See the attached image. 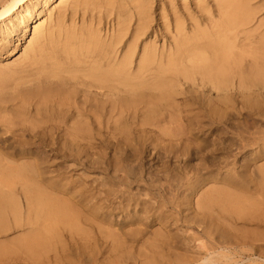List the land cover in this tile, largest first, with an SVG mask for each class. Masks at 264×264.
Listing matches in <instances>:
<instances>
[{
  "label": "rangeland",
  "instance_id": "1",
  "mask_svg": "<svg viewBox=\"0 0 264 264\" xmlns=\"http://www.w3.org/2000/svg\"><path fill=\"white\" fill-rule=\"evenodd\" d=\"M77 1H78L77 3L78 6L76 7V11H77L76 19H79L81 18V16H83V18L87 20L88 24L90 23L91 25L97 26L98 29H100L103 32L105 31L111 32L112 30H115V29L119 30L121 29L122 26H124L125 31L126 29L127 31L125 32L126 35L124 33V35L121 37L122 41H130V36L136 30L137 22H138L141 12H146L148 16V20L146 21L147 22L146 24H143L144 26L142 25L143 28H141L140 31L137 33V35L139 34V36L137 37L138 41L136 43L137 47H140L142 44L149 45L150 43H153V42L155 43L153 45L156 48H157V45L158 47H160V45H162L163 42L165 45L171 44V37H172L171 35L174 33L173 30H175L174 28L176 26L175 24H177L174 21L175 20L178 21L179 19L178 23L180 22L182 26L180 24H178V26H181L185 33L187 32L191 33V30L196 31L197 29L204 30V31L206 30V32H209V31L211 32L212 30L222 29L223 31H225L223 32L225 37H223L222 39H225L226 42L228 40L229 42L232 41L231 43L229 42L228 43H229V46H231L230 48L234 49L233 51H241L243 48L242 54L246 56L245 59L247 58L250 59L251 55L252 56L257 55L255 54V52L258 53V49H257L258 47L256 46L257 45L256 43H258V39H259L258 36L260 37L259 33H261L263 30V28L262 29L259 28L258 22L261 19L260 16L263 17V13H264V11H261L259 9H261L260 3H263V0H260V1L259 0H249V1L245 0L246 2L244 0H236V1L233 0L234 2L232 3H231V0H149V1L148 0H77ZM238 3L239 5H237ZM56 4L57 2H54V5ZM235 4H236V7H235ZM243 9H244V12H243ZM230 12L234 13L235 18L233 19H236L237 21L241 20L240 22H243L244 20H246L248 21L247 24L245 23L246 21H244L243 22L244 25H241V27H238L239 28L238 30H237V27L231 30V28H229L226 25V19L233 20L232 19L233 15ZM245 14L246 16H244ZM170 15L172 18L170 17ZM243 16L245 18H243ZM251 16L252 18H250ZM159 17H161L162 19ZM45 18L46 16L44 17V19ZM190 18H192L193 20V22H191L193 23V25L190 23V21H192L190 20ZM187 20H190V21H187ZM34 21L28 24V28L26 32L17 33L20 36L19 40L18 42L15 41L8 46V51H10V53H7V55L4 56V59H6L5 62H9V61L11 62V61H16L20 59L21 52L23 48L26 46L27 41L31 37ZM209 24H211L212 26ZM214 25H218V26L220 25V26L219 27L215 26L216 28H212ZM224 26L226 29H224ZM145 27H147V29ZM249 29L251 30V32ZM226 32L227 34H225ZM232 32H235V33H232ZM244 33L246 35L253 34V36L249 37L250 35L246 36ZM231 34H232V37H231ZM244 36L246 37V39ZM227 37H228V40H227ZM252 37L253 38L255 37L257 40L255 38L253 39ZM237 38L239 40L240 39L243 40L244 42L245 41L248 43L250 42L251 45L248 43L243 44L242 42H240L241 40L239 41ZM247 38L249 39V41L247 40ZM235 39H236V42H235ZM254 46L256 47L257 50L254 48ZM137 52H138V49L136 50L135 57H136ZM10 84L12 85V83ZM188 86L189 84L183 85L181 87L182 89H179L181 92L179 91V93H177V95L174 97V102H176V105H177V106L175 105V111H174L176 115H174L171 118L166 116L167 118L165 117V119H163L161 117V118H158L159 119L158 121L156 120L157 119L156 117L150 114L147 116V119L145 117V119L141 120V117H139V118H136L137 119L136 120L131 117L127 118L126 115L124 114L123 116H118L117 117L118 121L116 120L112 125H110V127L108 128L104 127L101 130H99L98 131L99 133H97L95 137L89 141V143L88 141L83 142V143L81 142L79 146L77 145V143H74L73 141L72 142L62 141L58 143L54 142V144H49L50 147L48 146L47 148L41 149L42 151L40 152L41 154L42 153L45 154V151H46V154H45L46 155L45 157L47 159L46 162L42 160L36 161L37 159H33L30 156L26 157V159L25 158L19 159L16 157L15 158L12 157L13 160L7 157L0 158V160L2 159L0 161V164L1 165L3 164L1 167H7L6 165L7 163L9 164V166H12L13 168V170L11 171L12 172L11 175H10L11 172H9L8 170L7 172L4 171V173H2L3 172L2 169L0 170L1 172L0 173V199L2 201H5L6 210L8 211L6 212V215L0 216V225L1 226L5 225L7 227L13 228L16 222L20 220L19 213H18L19 208L25 203H35L36 202L35 200L36 192L35 191L37 190L38 187L36 186V183L33 178L35 176H32L33 175L32 171H33V167L38 165V169L41 168V170L43 171L51 169L50 171L53 172L52 173L50 171H45L46 173L48 172L47 174L45 173V177L47 178L48 177L50 178V176L59 177V174H60L61 177L59 178L57 177L56 179L63 180L64 178V181L62 182L63 184L60 187L56 188L57 190L55 191V195H53L55 197H58L57 198L58 202H62L63 200H68L67 202L69 204H74V205L75 204L76 205L83 204L86 206H91V205L98 206L99 205L103 207L105 205L104 207L105 209L109 208L108 211L110 210V212H108L106 216L107 215L109 216V217L107 216V219L109 220L108 223L110 222V224L111 223L112 224L110 225L107 223L108 225L106 224L104 228L109 229V230L105 229L106 232L110 231L111 229L112 232H115L117 235L119 234L118 238L121 239L123 242L125 240L123 244L125 245V247L122 246L121 249L115 253H111V252L105 253L104 254L105 258L102 259L104 260V262L102 264H118V263L119 264H158L159 262L161 264H165V262L166 264H180V263L181 264L183 263L184 264H194V263L202 264V262H204V259L209 260L208 264L209 263L210 264L212 263L213 264H228V262L230 264H264L263 262L264 261V171L262 170L264 168V165H263L264 164V149H263L264 146H262L264 145L262 144L264 143V134H263L264 133V124H263L264 123V113H262L264 110H260L259 108H256V107L253 109L252 108L242 109V105L241 103H239L241 102L240 100L239 102L236 101L238 104L235 103L234 108H232V106H227L226 108V104L225 106L223 105L224 101H222V103L221 102L219 103V101H216L215 98H212L213 103L212 101H210V102H207L208 104L206 103L205 105L204 102L206 100L205 99L206 95L204 91H202V89H200L199 87L196 88V86H194L195 90L193 94L192 92L187 93V89L185 90L184 87H188ZM185 92L187 94H185ZM195 94L198 96L199 99H197V96ZM198 103H200V105ZM210 103L212 105H209ZM204 106L206 107L208 106L209 109L208 107L206 109ZM211 108L212 110H210ZM10 117H12L11 118L12 120L9 119L11 121L10 122L11 125L8 124L9 127L7 125H5L6 127L0 126L1 128L0 139L2 138L1 140H4L7 138V140L9 141L11 140L10 142H12L13 139L15 140L16 138L17 139L18 138L28 139V136H27L28 126L26 124L28 125L30 124L23 121L24 117L22 116L14 115ZM120 117H123V118H120ZM254 117L255 119H253ZM261 117L263 118L261 119ZM121 119H123V121ZM138 119H140V121ZM177 119L179 121H175ZM188 119H189V122H187ZM193 119L195 122L193 121ZM125 120L127 123H125ZM196 122L200 126H198ZM47 124L46 125L42 124V126L35 129V132L44 134L49 139L51 135H53L58 129L55 123H50V124L47 123ZM139 124L143 126L140 127ZM151 124L153 125L151 126ZM188 131H190L189 134L193 133L190 135L191 137L188 136ZM139 134L141 135V137ZM149 134H153V135H150L149 137ZM62 143L64 144L66 143L65 146L66 145L67 146L65 147L64 144ZM199 145L201 146L200 148H199ZM55 146L57 149H55ZM259 148H262V149L260 150ZM196 149H199V150H196ZM32 151H38L36 148V145L32 147ZM257 151L260 154H257ZM261 155H263V158H261L262 157ZM258 157H259V160L256 161ZM251 159L252 160L255 159V160L252 161ZM33 160L36 161V164ZM52 161L53 163H51ZM33 162H34V165H33ZM39 162H41V164ZM247 162H249L248 163L249 168H247L248 171H245L246 169L245 167H248V166H245ZM14 163L16 166H14ZM19 163L20 165H24V168L21 167ZM54 163L56 165L47 166L49 164H54ZM255 165L257 169L259 168L258 170L256 169ZM60 167H62L63 169L61 168L62 170H60L59 172L58 168ZM244 172L252 174V175H247ZM24 174L26 177L24 176ZM194 175L195 177L196 175H199L200 177L197 176V178H195ZM244 175L247 176L245 179H244ZM28 176H30V178ZM231 176L232 177L237 176V177L231 178ZM238 176H239V179H238ZM251 176H254V177H251ZM222 177L223 179H225V181L222 180ZM248 177H250L253 183L249 181L250 179H248ZM188 179H191V180H188ZM231 179L234 182L236 180L237 182L239 181L241 183L240 184L238 182V184H240V186L238 187L240 192H238L239 191L237 188L238 185L234 186V182L233 183L231 182L232 186H228L231 184L229 182ZM254 179L256 180V182H254L255 181ZM203 180L205 181V183ZM221 180L224 182H222ZM226 180L228 181L226 182ZM193 183L195 186L193 185ZM246 183L248 184L246 185ZM249 183H251L252 186L250 185V187L248 188ZM66 184L71 187V190L69 193L67 192L65 193V190H67L68 188ZM222 184H225V185H222ZM44 187H47L46 191H48V193L51 191L48 186H45V185L42 186V188ZM195 187H196V190L193 189ZM232 187H236V188L232 189ZM240 187H242L244 190H242ZM247 188L251 192L250 191L248 192ZM235 189L237 190L235 191ZM259 189H261L262 191ZM188 190L191 192H188ZM226 192L227 194H225L224 196V193ZM238 193L239 195L237 196ZM248 193L249 194L252 193L251 196L248 195ZM246 194L248 195V197ZM218 195H221V198L223 197L226 200L225 201L223 199L224 203H226L228 206L226 204L222 205L223 200L219 199L220 196ZM206 196H208V198H206ZM232 196L233 197L236 196L238 197V199H233ZM252 196L253 198L256 197L254 198L255 201L252 198ZM225 197H229V201ZM230 197H232L234 201L238 200L237 204H235L236 201L233 202V200H231ZM242 197L243 198L247 197V199L244 198L246 202L243 200ZM241 198L244 203H240L242 202ZM247 200L250 202H248ZM210 201L211 203L209 204L208 202ZM227 201L229 203H227ZM230 201L233 202V204ZM128 203L130 206L128 205ZM189 203L191 204V206ZM229 204L233 205V206L230 205L232 206V209H229L230 208ZM250 205H252L253 207ZM221 206H223L224 208L222 207L221 209ZM204 207L206 208V210H204ZM146 208H147L146 210L147 212L145 211ZM183 208H184V211H183ZM148 209L151 212H149ZM159 209L160 211H158ZM177 209L180 211H178ZM207 210H209V212ZM190 211H191V214H190ZM226 211L228 213H226ZM187 212L188 214H185ZM216 212H218L219 215ZM133 214L134 216L137 215V217H134ZM224 214H226L225 215L226 217L224 216ZM236 214L238 217L236 216ZM159 215H161L162 217ZM192 215L193 216L195 215L196 217L195 216L193 217ZM176 216H177V222H176ZM221 216H224V217H221ZM131 217L134 219H132ZM156 217H158L159 219ZM203 218H206V219H203ZM16 219L17 221H15ZM150 219L151 221L152 220L153 221L152 222L147 221ZM155 219H156V222H155ZM196 219L197 221H195ZM136 220L139 222H137ZM203 220L204 221L206 220L207 225L204 224ZM140 221L144 222L142 223L143 225L141 224ZM207 221L208 222L210 221L209 225ZM125 222H128V223H125ZM135 222L139 224H136ZM145 222L146 223L148 222L149 225L148 223L146 224ZM212 222L213 223L215 222L218 225L215 224L216 225L215 226ZM222 222H225V223L222 224ZM159 223L160 224L163 223V224L160 225ZM126 224H127V227H126ZM134 224L139 225V226H144L146 228L144 227L139 228V226H137V228H139V230H137L136 225ZM130 225L132 226V230L134 228V231L132 232H131ZM210 225H213V226H210ZM204 226L206 227L208 226L207 228L208 230L203 229ZM82 227L86 231L88 229L87 232L93 231L90 227H87V226H82ZM197 227L198 228L200 227L202 229L199 230ZM141 228H144V230ZM202 230L203 232L204 230H206V232H208L209 235H205V233L201 232ZM210 230H211V233H210ZM225 230H226V233H225ZM95 231L97 232V230ZM119 231H123L124 233L122 234V232L120 233ZM214 231H216L217 234H215ZM167 232L172 234V236H169V233ZM138 233H139L138 235L139 238L136 235ZM195 233L197 237L199 238L198 240L193 237V236L196 237ZM120 234L124 236L123 239ZM124 234H126L127 236ZM223 234L225 235L223 236ZM12 235L13 237L14 236L15 237L13 238ZM19 235H20V231L18 230H15L14 232H9L6 235L1 234L0 232V264H20V263H23V264H29V263L31 264H38V263L39 264H58L55 261L56 259L52 257V254H49L50 256L43 255L44 258L43 256L37 254V257L40 260L39 261L36 256H32V254L24 251L21 246L25 242L19 240L18 238ZM141 235L142 236L144 235V236L142 237ZM175 235L179 236L178 239H175L177 238V236ZM132 236L134 238H132ZM221 236L222 238H220ZM7 237L9 239H7ZM126 237L127 239H124ZM209 237L213 239L215 238L214 241L211 242L213 239H210ZM135 238L138 240V242L137 240H134ZM168 239H171V241L175 242L176 246H178L179 244L181 246L179 245L180 247L178 246V247H175L174 249V246H172L173 242H171ZM192 239L194 240L196 239L197 241L196 240L192 241ZM229 239H230V242H229ZM13 240L15 241L18 240L19 244ZM225 241L228 244H224L226 243ZM161 244H164V245H161ZM132 246L136 248L134 249ZM207 246L209 248H207ZM257 246L259 247L258 249H257ZM128 248L130 250L132 248L133 249L132 251H130ZM178 248L180 250H178ZM206 248L207 249L211 248L210 249L211 251L207 250ZM171 250H172V253L174 252L173 254L169 252ZM187 250H190V252ZM219 250L220 252H223L225 250L224 253L225 254L227 253V254L226 255L224 253L218 254L217 252H219ZM154 251H156L155 255H157L156 258L158 259V261L156 259V263L154 261L155 257H152V254H154ZM176 252L178 254H176ZM205 252H207L208 254H206ZM197 253H201V255ZM146 254H147V258L146 256H144ZM181 254L186 255L187 259L191 260V263L189 260L186 259L184 255H181ZM188 255H189V258H188ZM218 255L220 256L218 257ZM227 255H229V257ZM120 256L123 258H121ZM164 256L166 257L164 258ZM162 257L163 259L165 260L167 259V260L166 261L163 260ZM197 257L198 259H196ZM118 258L121 260H118ZM181 258H183V260H180L181 261L180 262L179 259ZM219 258L221 260L218 261ZM93 260L94 259L87 258L80 264H94L95 262Z\"/></svg>",
  "mask_w": 264,
  "mask_h": 264
},
{
  "label": "bare ground",
  "instance_id": "2",
  "mask_svg": "<svg viewBox=\"0 0 264 264\" xmlns=\"http://www.w3.org/2000/svg\"><path fill=\"white\" fill-rule=\"evenodd\" d=\"M246 1H249V0H246ZM54 2H57V4L54 5ZM232 2H234V1L231 0V3ZM77 3H78L77 0H0V126H5V125L8 126V124H10V122H11L9 119L12 118L10 116H14V115H19V116L24 117L23 121L30 124V125H28L25 123L28 126V129H27L28 130L27 131L28 139L27 138H25V139L24 138H18V139L16 138L15 140L13 139L12 142H10L11 140L10 141L7 140V138L4 140H1L2 138L0 139V158L7 157L9 159H12V157H14V158L16 157L19 159L20 158L26 159V157L30 156L33 159H37L36 161L42 160V161L46 162L47 161V159L45 157L46 151H45V154H43V153L41 154L40 152L42 151L41 149L47 148L49 146V144H54V142L58 143V142H62V141H66V142L67 141H71V142L73 141L74 143H77V145L79 146V144L81 142L83 143V142L88 141V143H89V141L92 140L97 133H99L98 132L99 130H101L104 127H107V128L110 127V125H112L117 120L118 116H123L124 114L126 115L127 118L131 117V118L136 119V118L141 117V120L145 119V117L147 119V116L150 114L152 116L156 117L157 118L156 120H158V121H159L158 118H161V117L163 119H165L166 116L171 118L174 115H176L174 113L175 105H176V102H174V97L177 95V93H179V91H180L179 89H182L181 87L185 84L186 85L189 84L188 87H184L185 90L187 89V93L192 92V94H193V92L195 90L194 86H196V88L199 87L200 89H202V91H204V93L206 95V98H205L206 100L204 102L205 105L207 102L212 101L213 100L212 98H215V100L219 101V103L220 102L222 103V101H224L223 105L225 106V104H226V108H227V106H232V108H234L235 103H237L236 101L239 102V100H240L241 102H239V103H241L242 109H245V108H252L253 109L256 107V108H259L260 110H264V13H263V17L260 16V18H261L260 21L257 20V21H259L258 22L259 28H261V29L263 28L262 32L259 33L260 37L258 36V38H259L258 43H256L257 45L255 44L258 47L257 48L258 53L255 52V54H257V55H255V56L251 55L250 59L247 58V59H249V60H247V59H245L246 56H244L242 54L243 53L242 52L243 46L241 47L242 48L241 51H233L234 49L233 48L231 49L230 48L231 46H229V43H231L232 41L230 40L231 42H229L228 37H227V40H228L227 42L225 39H222L223 37H225L224 33H223L225 31H223L221 28H220L221 30H212L211 29L212 30L211 32L210 31L206 32V30L204 31V30H200V29L196 28L197 29V30L195 29L196 31L191 30V33L190 32L185 33L181 27L182 25L180 24V22L178 23L179 19H178V21L177 20L174 21L177 24H175L176 25L174 27L175 30H173L174 33L171 35L172 36L171 37V44L165 45L163 42L162 45H160V47H158V45H157V48H156L153 45V44H155L153 42V43H150L149 45L142 44L140 47H137L136 46V43L138 41L137 37L139 36V34L137 35V33L140 31L141 28H143V26H144L143 24H146L147 23L146 21L148 20V16H147L146 12H141L140 17H139L138 22H137L136 30L130 36V41H122L121 37L127 31V29L125 31L124 26H122L121 29H119V30L115 29L116 31L112 30L111 32H108V31L103 32L100 29H98L97 26L91 25L90 23L88 24L87 20H85L83 18V16H81V18H79V19H76L77 18L76 17V13H77L76 7L78 6ZM85 3H86V1H85ZM241 4H242V2H241ZM137 5H139V4H137ZM237 5H239V3ZM260 5H261V9H259V10L264 11L263 10L264 9V0H263V3H260ZM260 5H258V6H260ZM235 7H236V4H235ZM244 8H246V7H244ZM136 11H137V9H136ZM240 11H242V10H240ZM174 12H173V14H174ZM243 12H244V9H243ZM230 13H232V12H230ZM235 13H236V11H235ZM246 14H248V13H246ZM246 14L244 16H246ZM232 15H233L232 19L235 18L234 13H232ZM259 15H260V13H259ZM45 16H46V18L44 19ZM229 16H231V15H229ZM244 16H243V18H245ZM170 17H171V15H170ZM159 18H161V17H159ZM250 18H252V16ZM164 20H166V19H164ZM190 20H192V18H190ZM190 20H187V21H190ZM32 21H34L33 22L34 25H33V30L31 33V37L27 41L26 46L23 48L21 55H20V59H18L16 61H11V62L10 61L5 62L6 59H4V56L7 55V53H10V51H8V46L15 41L18 42L20 36L17 33L18 32L19 33L20 32H26V30L28 28V24L30 22L32 23ZM240 21L241 20L237 21L236 19H233V20H230V19L227 20L226 19V25L229 28H231V30L233 28H236V27L238 30L239 29L238 27H241V25H244L243 22L246 20H244L243 22H240ZM191 22H193V20L190 21V23ZM247 22L248 21H246L245 23L247 24ZM178 24H180L181 26H178ZM191 24L193 25V23H191ZM164 25H165V23H164ZM209 25H211V24H209ZM215 26L219 27L220 25L219 26L214 25L212 28H216ZM254 26H255V24H254ZM145 28L147 29V27H145ZM224 29H226L225 26H224ZM144 31H146V30H144ZM234 31H235V29H234ZM250 32H251V30H250ZM232 33H235V32H232ZM130 34H131V32H130ZM167 34H168V32H167ZM225 34H227V32ZM125 35H126V33H125ZM249 35H246V36H249ZM251 36H253V34L250 35L249 37H251ZM231 37H232V34H231ZM256 37H257V35H256ZM242 38H243V36H242ZM245 39H246V37H245ZM247 40L249 41L248 38H247ZM235 42H236V39H235ZM240 42H242L243 44L248 43L246 41L244 42L243 40H241ZM237 44H236V46H237ZM248 44H250V42ZM240 46H241V44H240ZM254 48L256 49L255 46H254ZM137 49H138V52H137L136 57H135V53H136ZM246 50H247V48H246ZM10 83H12V85ZM187 93L185 92V94H187ZM192 96H194V95H192ZM197 99H199L198 96H197ZM212 103H213V101H212ZM198 104L200 105V103H198ZM209 105H212V104L210 103ZM236 106H238V105H236ZM204 107L207 109L208 106L207 107L204 106ZM208 109H209V107H208ZM229 109H231V108H229ZM210 110H212V108ZM260 110H259V112H260ZM262 113H264V111ZM177 116H179V115H177ZM22 117H20V118H22ZM250 117H252V116H250ZM13 118H15V117H13ZM120 118H123V117H120ZM120 118H119V120H120ZM262 118L263 117H261V119ZM178 119L175 121H179ZM194 119H193V121H194ZM253 119H255V117ZM121 120L123 121V119H121ZM126 120H125V123H127ZM138 120L140 121V119H138ZM172 120H174V119H172ZM191 120H192V118H191ZM187 122H189V119ZM47 123H49V124L55 123L57 125V129H58L53 135H51V137L49 139L46 135L41 134L39 132H35V129L42 126V124L46 125ZM152 125L153 124H151V126ZM197 125H198V123H197ZM47 126H48V124H47ZM141 126H143V125H140V127ZM198 126H200V125H198ZM154 127H156V126H154ZM0 130H1V128H0ZM7 130H9V129H7ZM190 131H188V136L193 134V133L189 134ZM150 135H153V134H149V137H150ZM192 136H194V135H192ZM20 137H22V136H20ZM140 137H141V135H140ZM190 137H188V138H190ZM12 138H14V137H12ZM195 139H196V137H195ZM136 140H138V139H136ZM141 141H143V140H141ZM195 143H197V142H195ZM62 144H64V143H62ZM65 144H64V146H65ZM262 144H264V143H262ZM34 145H36V148L38 151H32V147H34ZM200 145H199V148L201 147ZM262 146H264V145H262ZM52 147H54V146H52ZM184 147H186V146H184ZM55 149H57L56 146H55ZM259 149L261 150L262 148H259ZM263 149H264V147H263ZM33 150H34V148H33ZM196 150H199V149H196ZM258 151H257V154H260V153H258ZM52 154H53V152H52ZM254 155H256V154H254ZM261 156H262L261 158H263V155H261ZM259 157H258V159L255 158L256 161L259 160ZM254 160H252V161H254ZM36 161H34L35 164H36ZM7 162H8V160H7ZM34 162H33V165H34ZM41 162H39V163L41 164ZM249 162H247L245 164V166H248V167H245L246 169L249 168V164H248ZM51 163H53V161ZM2 165L0 164V170L1 169L3 170L2 173H4V171L7 172V170L9 172H11L13 170L12 166H9V164H7V163H6L7 167H1ZM19 165H20V163H19ZM50 165H56V164L55 163L49 164L47 166H50ZM233 165H234V163H233ZM256 165H255V167H256ZM14 166H16L15 163H14ZM20 166L24 168V165H20ZM57 167H58V165H57ZM61 168L62 167L58 168L59 172H60V170H62L64 168V166L62 169ZM27 169H28V167H27ZM246 169H245V171H248V169L247 170ZM256 169H257V167H256ZM50 170H44L43 171V170H41V168L38 169V165L33 167V171H32L33 175L32 176H35L33 178H34V181L36 183V186L38 187L37 190L35 191L36 192L35 193L36 202L35 203H25L24 205H22L19 208L18 213H19L20 220L18 222H16L15 225L13 224L14 225L13 228L7 227L5 225H3V226L0 225L1 226V228H0L1 234L6 235L9 232H14L15 230L20 231V235L18 238H19V240L25 242L21 246L24 251H26V252L32 254V256H36V257H37V254L41 255V256H43V255L47 256L49 254H52V257L54 259H56L55 261L58 264H80L87 258L94 259L93 260L95 262L94 264H102L104 262V260H102V259L105 258V256H104L105 253H107V252L115 253V252L119 251L122 246L125 247V245H123L125 240L123 242L121 239H119L118 238L119 234L117 235L115 232H112L111 229H110V231L106 232V230H109V229L104 228V226L109 221L107 219L108 215L106 216V214L108 212H110V210L108 211L109 208L108 209L104 208L105 205H104V207L99 206V205L98 206L91 205L92 203L90 204L91 206H86L83 204H77V205L75 204L74 205V204H69L67 202L68 200H63L62 202H58V200H57L58 197H55L53 195H55V191L57 190L56 188L60 187L63 184L62 182L64 181V178L62 180V179H56L58 176H55V177L50 176V178L48 177L49 178L48 179L47 177H45V173H46L45 171H50ZM262 170L264 171V168ZM15 172H17V171H15ZM50 172H52V171H50ZM55 172H57V171H55ZM260 172H261V170H260ZM244 173H246V172H244ZM11 174H12V172L10 173V175ZM246 174L252 175L249 173H246ZM15 175H16V173H15ZM27 175H28V173H27ZM24 176H25V174H24ZM197 176H199V175H196V177L194 175L195 178H197ZM239 176H238V179H239ZM28 177L30 178V176H28ZM59 177H61L60 174H59ZM233 177H237V176H233ZM233 177L231 176V178H233ZM246 177L247 176L244 175V179ZM251 177H254V176H251ZM201 179H202V177H201ZM248 179H250V177H248ZM188 180H191V179H188ZM222 180L225 181V179H223V177H222ZM228 180H226V182ZM192 181H194V180H192ZM221 181H220V183H221ZM224 181H222V182H224ZM249 181H251V183H253L251 179ZM195 182H197V181H195ZM229 182L233 183L234 181H232V179H231ZM236 182L237 181L235 180L234 186L238 185L237 186V188H238L241 183L239 181L238 182L240 184H238V182L237 183ZM254 182H256V180ZM190 183H191V181H190ZM204 183H205V181H204ZM232 183L228 186H232ZM235 183H236V185H235ZM251 183H249L248 188L250 187ZM247 184L248 183H246V185ZM254 184H256V183H254ZM44 185L48 186L50 188L51 191L49 193H48V191H46L47 187L42 188V186H44ZM193 185H194V183H193ZM222 185H225V184H222ZM67 187L68 188H67V190H65V193L66 192L69 193L71 190L70 186L67 185ZM233 188H236V187H232V189ZM240 188L242 190H244L242 187H240ZM248 188H247V190H248ZM190 189H192V188H190ZM193 189L196 190V187ZM230 189H228V190H230ZM210 190H211V188H210ZM225 190H227V189H225ZM236 190L237 189H235V191ZM238 190H239V188H238ZM259 190H261V189H259ZM249 191L250 190H248V192ZM188 192H191V191L188 190ZM238 192H240V190ZM233 193H235V192H233ZM203 194H204V192H203ZM215 194H217V193H215ZM225 194H227V192L224 193V196H225ZM251 194L248 193V195H250V196H251ZM221 195H218V196H220L219 199L223 200L224 198L223 197L221 198ZM238 195H239V193L237 194V196ZM248 195H247V197H248ZM228 196H229V194H228ZM232 197H230L231 200L238 199V197H236V196H234L233 199H232ZM247 197L246 198L244 197V198L247 199ZM189 198H190V196H189ZM206 198H208V196H206ZM225 198H227V200L229 201V197H225ZM242 198H241V201H242ZM244 198H243V200L245 201ZM252 198H253V196H252ZM254 198H256V197H254ZM210 199H212V198H210ZM224 200H223L222 205L226 204V203H224ZM249 200H251V199H249ZM228 201H227V203H229ZM235 201L233 200V202H235ZM254 201H255V199H254ZM188 202H190V201H188ZM233 202H231V203L233 204ZM237 202H238V200L236 201L235 204H237ZM248 202H250V201H248ZM208 203L210 204L211 201ZM240 203H244V202L242 201ZM232 204H229V207H230V208L228 207L229 209H232V206H233ZM5 205H6L5 201H2L0 199V216L6 215V212H8L6 210ZM128 205H129V203H128ZM211 205H213V204H211ZM230 205H232V206H230ZM190 206H191V204H190ZM250 206H252V205H250ZM149 207H150V205H149ZM222 207L223 206H221V209H222ZM189 208H191V207H189ZM225 208H226V206H225ZM187 209H188V207H187ZM146 210H147V208L145 209V211ZM189 210H191V209H189ZM204 210H206L205 207H204ZM212 210H214V209H212ZM127 211H128V209H127ZM148 211L151 212L149 209H148ZM158 211H160V209ZM178 211H180V210H178ZM183 211H184V208H183ZM207 211L209 212V210H207ZM216 213L218 214V212H216ZM222 213H223V211H222ZM226 213H228V212L226 211ZM185 214H188V212ZM190 214H191V211H190ZM140 215H142V214H140ZM161 215H162V213H161ZM161 215H159V216H161ZM225 215L226 214H224V216ZM133 216H134V214H133ZM224 216H221V217H224ZM236 216H237V214H236ZM134 217H137V215ZM173 217H175V216H173ZM198 217H200V216H198ZM156 218H158V217H156ZM164 218H166V217H164ZM200 218H202V217H200ZM132 219H134V218H132ZM203 219H206V218H203ZM15 221H17V219ZM143 221H144V219H143ZM147 221H151V219L147 220ZM195 221H197V219ZM137 222H139V221H137ZM140 222H141V224L144 223L142 221H140ZM155 222H156V219H155ZM165 222H166V220H165ZM176 222H177V216H176ZM209 222H208V225L210 224ZM220 222H221V220H220ZM125 223H128V222H125ZM223 223H225V222H222V224ZM108 224H110V222ZM131 224H132V222H131ZM136 224H139V223H136ZM136 224H134V225H136ZM162 224H160V225H162ZM199 224H198V226H199ZM204 224L207 225L206 220L204 221ZM213 224L218 225L215 222ZM148 225H149V223H148ZM82 226L90 227L93 231L87 232L88 229L86 231ZM137 226H139V225H136L137 230H139L140 227H144V226H139V228H137ZM210 226H213V225H210ZM126 227H127V224H126ZM204 227H203V229L208 228V226L207 227L204 226ZM144 228H146V227H144ZM144 228H141V229L144 230ZM209 228H211V227H209ZM127 229H129V228H127ZM198 229L200 230L202 228L199 227ZM212 229H213V227H212ZM95 230H97V232ZM217 230H218V228H217ZM226 230H225V233H226ZM123 231H125V230H123ZM123 231H119V232L120 233L122 232V234H123L124 233ZM132 231H134V228L132 230V226H131V232ZM119 232H117V233H119ZM128 232H129V230H128ZM128 232H127V234H128ZM201 232H203V230ZM214 232H215V234H217L216 231H214ZM167 233H169V232H167ZM203 233H205V235H209V233L206 232V230H204ZM206 233H208V234H206ZM210 233H211V230H210ZM219 233H220V231H219ZM122 234H120V235L122 236ZM153 234H154V232H153ZM124 235H126V234H124ZM136 235L139 238V236H138L139 233ZM136 235H134V236H136ZM195 235H196V233H195ZM224 235L225 234H223V236ZM169 236H172V234L169 233ZM175 236H177V235H175ZM175 236H174V238H175ZM12 237H13V235H12ZM123 237L124 236H122V239H123ZM178 237L179 236H177V238H175V239H178ZM193 237L196 238L197 240L199 239L197 237V235H196V237L195 236H193ZM211 237H212V235H211ZM211 237H209V238L213 239ZM216 237H218V236H216ZM132 238H134V237L132 236ZM136 238L134 240H137ZM220 238H222V236ZM7 239H9V238L7 237ZM124 239H127V237ZM214 239L211 242H213ZM168 240L171 241V239H168ZM193 240L194 239H192V241ZM13 241H15V240H13ZM164 241H165V239H164ZM174 241H176V240H174ZM238 241H240V240H238ZM15 242L18 243V240H16ZM15 242H14V244H15ZM137 242H138V240H137ZM171 242H173V241H171ZM229 242H230V239H229ZM17 243H16V245H17ZM132 243H133V241H132ZM162 243H163V241H162ZM173 244H172V246H174V249H175V247H178L180 245L179 244L178 246H176L175 242H173ZM217 244H219V243H217ZM224 244H228V243L226 242ZM161 245H164V244H161ZM259 246H260V244H259ZM11 247H12V245H11ZM132 247L134 248V246H132ZM145 247H147V246H145ZM170 247H169V249H170ZM226 247H228V246H226ZM207 248H209V247L207 246ZM258 248L259 247L257 246V249ZM132 249L131 250L129 249V250L132 251ZM138 249H139V247H138ZM210 249H207V250L211 251ZM178 250H180V249L178 248ZM207 250H205V251H207ZM213 250H214V248H213ZM151 251H152V249H151ZM173 251H175V250H173ZM187 251L190 252V250H187ZM224 251L220 252V250H219V252H217V253L222 254V253H224ZM256 251H258V250H256ZM169 252L172 253V250ZM133 253H134V251H133ZM155 253H156V251H154V254H152V253L151 254H152V257H155L154 261L156 263V259H157L156 256L157 255H155ZM205 253L208 254L207 252H205ZM176 254H178V253L176 252ZM197 254L201 255V253H197ZM258 254H259V252H258ZM161 255H163V254H161ZM169 255H170V253H169ZM181 255H184V254H181ZM23 256H25V255H23ZM44 256H43V258H44ZM144 256H146V258H147V254ZM172 256H174V255H172ZM172 256H171V258H172ZM184 256L186 257V255H184ZM190 256H192V255H190ZM219 256L220 255H218V257ZM227 256L229 257V255H227ZM165 257L166 256H164V258ZM208 257H210V256H208ZM53 258H51V259H53ZM121 258H123V257H121ZM188 258H189V255H188ZM16 259H17V257H16ZM162 259H163V257H162ZM176 259H177V257H176ZM186 259H187V257H186ZM193 259H194V257H193ZM196 259H198V257ZM38 260H39V258H38ZM118 260H121V259L118 258ZM163 260H165V259H163ZM180 260H183V258L179 259V261ZM187 260H189V259H187ZM219 260H221V259L219 258L218 261ZM157 261H158V259H157ZM170 261H169V263H170ZM189 261L191 263V260H189ZM208 261H209L208 259H204V262H202V264H208ZM14 262H16V261H14ZM31 262H33V261H31ZM37 263H38V261H37ZM90 263H92V262H90ZM199 263H201V262H199ZM216 263H217V261H216ZM20 264H23V263H20ZM29 264H31V263H29ZM158 264H161V263L159 262ZM165 264H166V262H165ZM228 264H230V263L228 262Z\"/></svg>",
  "mask_w": 264,
  "mask_h": 264
}]
</instances>
